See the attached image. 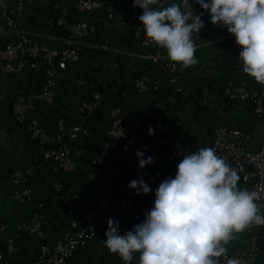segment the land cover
I'll list each match as a JSON object with an SVG mask.
<instances>
[{
	"label": "built area",
	"instance_id": "2783aa9c",
	"mask_svg": "<svg viewBox=\"0 0 264 264\" xmlns=\"http://www.w3.org/2000/svg\"><path fill=\"white\" fill-rule=\"evenodd\" d=\"M42 7L52 8L56 16L46 20V27L42 31L21 30L19 20L22 21L28 13ZM102 9V0H0V35L13 36V39L0 49V74L4 76L7 84L12 82L5 97L8 102L5 107L0 97V130L4 124L14 129L25 128L31 140L38 141L42 159L53 162L52 171L60 169L67 173L73 172L76 168L75 160L80 157H89L91 163L97 165L103 161L113 142L129 149L140 147L149 152L159 165L180 163L184 155L190 152L188 147L183 148L181 144L172 143L165 137L152 143L141 141L138 135L139 121L134 116H128L121 108L109 110L111 121L106 134L107 141L103 146L92 150L78 147V144L83 142L82 138L87 135L86 127L93 112L103 100V94L96 90L97 84L89 83L82 76L69 78L79 95L73 104L76 122L70 128L67 127L66 120L61 118L53 125L48 124L52 115L51 108L55 106V100L62 89L61 83L68 79V68L79 62L78 51L97 48L93 39L97 28L90 21V15ZM105 21L126 34L130 30L128 22L114 12H108ZM217 26L223 27L220 24ZM132 30L133 38L141 51L145 54L149 49L155 51L152 57L146 58L164 61L163 68L173 91L184 93L185 84L177 73L179 64L172 63L164 49L147 41L141 22H136ZM53 31H58L60 35L54 36ZM194 40L196 47L210 44L201 40L197 34H194ZM51 42L60 45L51 48ZM235 48L240 54L242 48L237 44ZM102 49L106 47L102 46ZM40 66L44 67L45 75L40 90L37 91L34 82L23 85L26 71H35ZM114 66L113 63L108 65L109 68ZM102 69H105V66H102ZM134 88L141 96L152 92L151 81L146 75H141L135 81ZM154 90L157 88L154 87ZM225 93L229 100L251 103L258 120L264 121V87L257 90L250 88L243 81H229ZM211 147L238 173L243 183L251 185L250 191L257 192V203L264 212V135L257 142L253 134L219 125L214 129ZM17 152L15 159L19 161L23 145L17 147ZM30 159L34 161L33 158ZM131 170L134 180H143L149 185L151 191L147 195H137L129 187L125 188L123 195H113L112 190L104 192L95 188L90 201L96 211L88 209L79 215L75 207L77 192L67 189L64 183H55L53 188L59 195L61 212L68 218V229L58 228L57 233H53L52 223L56 222L40 212H34L29 221L17 224L14 237L0 240V264H11L4 263L5 255L11 259L18 257L22 249L21 243L29 240L36 241L39 248L33 264H71L70 259L74 253L86 246L103 225L108 229V223H103L104 219L118 222V231L126 217L132 222V230L142 224L149 212V208L143 206L144 202L150 199L154 206L156 179L145 168L132 166ZM34 173L35 166L23 167L20 163H15L9 180L0 183V203L8 197L18 206L29 204L33 193L29 179L34 177ZM40 208L42 204L38 205V209ZM93 216L95 219H92ZM263 227L264 225L252 226L237 235L227 246L229 250L220 258L219 264H227L228 259L232 258L237 259L239 264H256L261 253L257 231ZM5 230L6 226L0 229L1 233Z\"/></svg>",
	"mask_w": 264,
	"mask_h": 264
},
{
	"label": "trees",
	"instance_id": "16d2710c",
	"mask_svg": "<svg viewBox=\"0 0 264 264\" xmlns=\"http://www.w3.org/2000/svg\"><path fill=\"white\" fill-rule=\"evenodd\" d=\"M102 2L103 9L90 15V21L97 28L93 38L97 48H85L78 51L79 62L68 68V79L61 83V92L55 100V106L51 108L49 125H53L59 118L66 120L68 128L76 122L74 107L70 105L78 99L79 95L69 78L82 76L89 83L97 84L96 90L103 94L101 105L95 109L86 127L87 135L82 138L84 144H78V147L83 149L92 150L103 146L107 141L106 134L111 121L109 110L112 108H121L128 116H134L139 121L138 135L141 141L152 143L165 137L172 143L181 144L183 148L188 147L190 152L185 155L200 148L211 147L214 129L219 125L254 133L260 120L255 115L253 106L249 102L240 103L229 100L225 89L229 81L235 83L243 81L250 88L257 90L264 85L256 83L242 71L240 54L235 48V37L230 35L224 26L213 25L210 22L209 13L205 12L196 0H190V4L194 14L200 15L204 24L197 35L210 44L197 47L195 55L198 63L196 65L186 69L178 65L177 73L186 89L182 94L175 93L168 84L163 68L164 61L146 58L152 57L155 51L149 49L145 54L133 38L132 28L136 22H140L139 16L142 15V10L133 7V0H102ZM165 2L172 3L173 0H165ZM108 12H114L128 22L130 30L127 34L112 24L106 23L105 18ZM55 16L52 8L42 7L28 13L22 21L19 20L18 25L21 30L42 31L46 27V20ZM52 34L60 35L58 31H53ZM12 37L0 35V49H3L13 39ZM58 45L60 43H49L51 48ZM102 46L106 49H102ZM111 63L115 66L109 68L108 65ZM102 66H105V69H102ZM141 75H146L151 81L152 92L146 96L139 95L134 88L135 81ZM44 76L42 66L35 71H26L23 85L34 82L39 91ZM154 87L157 90H154ZM206 103H212L214 106L210 109L206 107ZM40 109L38 110L41 111ZM44 123L45 119L42 120L43 126ZM53 129L54 127L51 128ZM149 129H152L151 135ZM113 143L103 161L97 165H93L89 157H80L75 160L76 168L73 172L67 173L60 169L52 171L53 162L42 159L38 141L31 140L25 128L14 129L4 124L0 130V183L9 180L15 163H20L23 167L35 166V173L34 177L29 179V186L33 191L29 204L18 206L8 197L0 203V229L6 226L5 232L0 231V240L14 237L17 224L29 221L34 212H40L56 222L52 223L53 233H57L58 228L68 229L66 224L68 218L61 212L59 195L53 188L55 183H64L67 189H74L77 192L75 207L78 215L88 209L96 211V207H93L90 201L95 188L104 192L112 190L113 195H123L125 188L134 180L131 167H139L136 153L142 151L145 156H151V154L140 147L129 149L119 143ZM21 145H23V153L19 155V161H17L15 159L18 156L17 147ZM178 164L159 165L154 161L153 164L145 167L156 179V190L163 181L175 178ZM239 187L251 190V185L243 183L241 179ZM3 190L6 191V189ZM40 204L42 208L38 209ZM143 206L148 207L149 211L154 207L150 199L145 201ZM92 219L95 217L93 216ZM107 222L108 220L104 219L103 223ZM131 226L130 218H124L119 234L124 235L132 231ZM106 231V226L103 225L86 246L74 253L70 263L123 264L117 254L110 253L104 247ZM257 232L260 236L261 253L256 264H262L264 227ZM21 248L20 254L14 259L5 255L4 263L33 264L39 253L38 243L33 240L22 242ZM138 260L139 254H134L132 264H138Z\"/></svg>",
	"mask_w": 264,
	"mask_h": 264
},
{
	"label": "clouds",
	"instance_id": "9594fccd",
	"mask_svg": "<svg viewBox=\"0 0 264 264\" xmlns=\"http://www.w3.org/2000/svg\"><path fill=\"white\" fill-rule=\"evenodd\" d=\"M209 13L213 25H223L242 48V71L264 85V0H196ZM142 10L139 21L147 41L166 51L182 68L198 63L194 34L204 27L190 0H133ZM152 134V129H149ZM127 150V149H125ZM140 169L154 163L151 156L136 153ZM238 173L212 147L185 155L175 178L163 181L155 191L154 207L146 220L124 235L119 224L108 220L104 247L123 264H219L229 243L252 226L264 225L257 192L240 188ZM128 187L137 195L151 189L143 180ZM227 264H239L235 258Z\"/></svg>",
	"mask_w": 264,
	"mask_h": 264
},
{
	"label": "crops",
	"instance_id": "0c3cea01",
	"mask_svg": "<svg viewBox=\"0 0 264 264\" xmlns=\"http://www.w3.org/2000/svg\"><path fill=\"white\" fill-rule=\"evenodd\" d=\"M0 83H1V85L3 86V92H0V97H1V100H2V102H3V106L5 107V106L7 105V103H8V102L6 101V98H5V97H6V95L9 93L8 90L11 89V84H12V82H11V83L9 82L10 85L7 84L6 81H5L4 76L0 74ZM4 98H5V99H4ZM0 108H1V106H0ZM258 125H260V127L264 128V121L259 122ZM258 125L256 126V129H255V131H254V133H253V135H254V139H255V141H257V142L262 138V136H263V134H264V132H263L262 136H260L261 133H260V131H258V128H257Z\"/></svg>",
	"mask_w": 264,
	"mask_h": 264
},
{
	"label": "rangeland",
	"instance_id": "374dc122",
	"mask_svg": "<svg viewBox=\"0 0 264 264\" xmlns=\"http://www.w3.org/2000/svg\"><path fill=\"white\" fill-rule=\"evenodd\" d=\"M129 7H131V3H129ZM116 15H117V14H116ZM117 16H119V15H117ZM0 92H3V86L1 85V83H0ZM73 104H74V103H72L70 106H73ZM205 105H206V107H208V108H210V109H212V107L214 106L212 103H211V104L206 103ZM257 128H258V131H260V133H261L260 136H262V134H263V132H264V128L260 127V125H258ZM263 135H264V134H263Z\"/></svg>",
	"mask_w": 264,
	"mask_h": 264
},
{
	"label": "water",
	"instance_id": "95a60500",
	"mask_svg": "<svg viewBox=\"0 0 264 264\" xmlns=\"http://www.w3.org/2000/svg\"><path fill=\"white\" fill-rule=\"evenodd\" d=\"M262 264H264V261H263V263Z\"/></svg>",
	"mask_w": 264,
	"mask_h": 264
}]
</instances>
